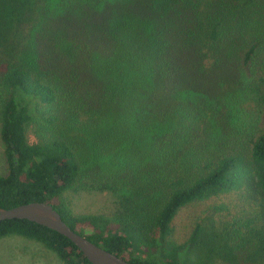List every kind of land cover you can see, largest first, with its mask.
I'll use <instances>...</instances> for the list:
<instances>
[{"label": "trees", "instance_id": "16d2710c", "mask_svg": "<svg viewBox=\"0 0 264 264\" xmlns=\"http://www.w3.org/2000/svg\"><path fill=\"white\" fill-rule=\"evenodd\" d=\"M0 124L1 208L49 203L132 264H264V0H0ZM80 190L116 217L74 214ZM11 234L93 264L36 222Z\"/></svg>", "mask_w": 264, "mask_h": 264}, {"label": "rangeland", "instance_id": "374dc122", "mask_svg": "<svg viewBox=\"0 0 264 264\" xmlns=\"http://www.w3.org/2000/svg\"><path fill=\"white\" fill-rule=\"evenodd\" d=\"M1 125V124H0ZM29 138L36 142L32 132ZM4 145L0 138V175L6 173ZM67 207L76 215L96 214L115 218L119 204L117 196L111 191L80 190L68 191L63 196ZM196 251V250H195ZM188 250L182 256L187 264L204 261L205 264H235L232 257L222 254H209L206 249L200 252ZM238 264H244L238 261ZM0 264H64L51 250L40 242L26 239L17 234L0 237Z\"/></svg>", "mask_w": 264, "mask_h": 264}, {"label": "water", "instance_id": "95a60500", "mask_svg": "<svg viewBox=\"0 0 264 264\" xmlns=\"http://www.w3.org/2000/svg\"><path fill=\"white\" fill-rule=\"evenodd\" d=\"M7 219H27L57 231L69 238L93 264H132L78 234L49 203L30 202L9 209L0 207V222Z\"/></svg>", "mask_w": 264, "mask_h": 264}]
</instances>
